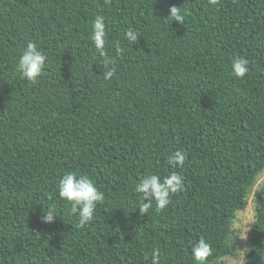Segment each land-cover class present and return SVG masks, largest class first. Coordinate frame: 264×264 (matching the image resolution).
I'll return each instance as SVG.
<instances>
[{
    "label": "trees",
    "instance_id": "trees-1",
    "mask_svg": "<svg viewBox=\"0 0 264 264\" xmlns=\"http://www.w3.org/2000/svg\"><path fill=\"white\" fill-rule=\"evenodd\" d=\"M29 41L47 57L34 84L17 71ZM263 171L264 0H0V264H198L201 239L206 264L237 257L232 222ZM68 172L104 194L83 227L58 194ZM172 173L183 191L142 215L136 184ZM247 238L242 264H264V182Z\"/></svg>",
    "mask_w": 264,
    "mask_h": 264
},
{
    "label": "clouds",
    "instance_id": "clouds-1",
    "mask_svg": "<svg viewBox=\"0 0 264 264\" xmlns=\"http://www.w3.org/2000/svg\"><path fill=\"white\" fill-rule=\"evenodd\" d=\"M218 0H212L217 3ZM169 17L172 22L183 25L184 16L180 14L178 8L172 7L169 10ZM168 17V18H169ZM106 25L104 17L97 16L92 24V40L100 56H104ZM126 38L130 42L137 41V34L129 30ZM47 57L39 50L34 42L29 41L25 50L19 57L17 71L20 76L31 83L38 82L43 74ZM104 79L110 80L115 75V69L110 68L108 61H105ZM232 74L237 78H244L249 72L248 61L244 58L235 59L231 65ZM183 151H176L169 158L168 163L173 166H182L185 161ZM183 179L177 173H172L163 180L159 175L149 174L144 176L135 186V192L140 195L141 204L139 211L145 215L155 201L158 211L164 210L170 203V197L183 191ZM59 197L71 205L72 214L78 215V222L81 227L90 223L96 212L97 205L104 200V194L100 192L93 181L88 176H78L74 172H68L62 176L58 184ZM57 214L54 209L44 210L42 223L51 224L55 221ZM158 255V254H155ZM211 255V246L204 239L199 240L192 247V256L198 264H206L207 258ZM153 264H158L154 258Z\"/></svg>",
    "mask_w": 264,
    "mask_h": 264
},
{
    "label": "rangeland",
    "instance_id": "rangeland-1",
    "mask_svg": "<svg viewBox=\"0 0 264 264\" xmlns=\"http://www.w3.org/2000/svg\"><path fill=\"white\" fill-rule=\"evenodd\" d=\"M264 182V171L258 176L257 182L250 190L247 205L244 210L236 213L232 222L233 235L238 238L237 257H224L217 264H242L248 248V231L254 221L255 197L259 187Z\"/></svg>",
    "mask_w": 264,
    "mask_h": 264
}]
</instances>
